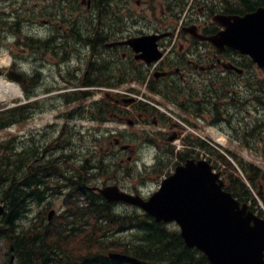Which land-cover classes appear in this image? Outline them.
<instances>
[{"label": "trees", "instance_id": "16d2710c", "mask_svg": "<svg viewBox=\"0 0 264 264\" xmlns=\"http://www.w3.org/2000/svg\"><path fill=\"white\" fill-rule=\"evenodd\" d=\"M212 2L226 13H244L264 5V0ZM98 62L94 63L90 72V75L98 78L85 82L87 85L107 84L111 80L112 74L107 63ZM117 82L119 84L121 80ZM258 87L262 93L258 94L259 102L264 103V77L259 78ZM92 93L90 90H73L62 94V97L65 102L82 101ZM200 102L182 106L185 110L191 108L200 112ZM118 105L115 97L112 99L103 96L89 106V112L100 121L122 119L125 116L124 109ZM33 106L34 104L31 108ZM129 106L131 115L137 109L149 107L143 102L130 103ZM29 110V104L0 110V129L24 122L29 117ZM14 141L12 136L0 142V240L5 243L10 264L11 261L13 264H128L109 259L107 253L111 250L133 255L150 264H210L202 252L184 244L177 229L157 222L150 215L136 209L119 211L116 209L117 204L105 201L101 195L88 188L94 178L108 174L112 161L87 155L78 164H75V160L73 166H66L62 155L51 157V152L48 160L37 161L39 158H34L39 155L36 143L39 141L30 137L19 151L15 150ZM51 142L52 139L46 144ZM44 149L46 151V146ZM176 155L180 160H185L200 154L195 150L185 149ZM232 157L245 172L250 185L255 187L257 170L250 163L234 155ZM219 158L229 165L228 172L222 171L225 176L224 187L234 197L247 202L244 197L250 198L249 187L240 179L234 165L225 156L220 155ZM59 178L68 181L66 188L58 182ZM50 183H53L51 191L64 195L66 210L59 217L61 224L45 221L44 217H35V221L30 219L28 225L20 222L28 216L32 202H43ZM123 231L128 232L127 237H111Z\"/></svg>", "mask_w": 264, "mask_h": 264}, {"label": "rangeland", "instance_id": "374dc122", "mask_svg": "<svg viewBox=\"0 0 264 264\" xmlns=\"http://www.w3.org/2000/svg\"><path fill=\"white\" fill-rule=\"evenodd\" d=\"M121 0H118V2ZM42 5V3H40ZM126 4H128V8H130L131 13L134 15L135 19H140V13L143 11V13H146V16L150 17L151 12L147 11V8L149 6L146 5L144 7L143 4L137 3L135 0H129ZM154 5L157 7L155 10L156 16L160 17L162 20V25L171 26L175 25L177 21L174 23L172 22L173 18L168 15V11L165 9L164 13L168 15V21L166 18L162 17L161 8L162 5H159L158 2L154 3ZM75 8L77 7L76 11L81 12L83 19L87 20L88 16L85 14L86 8H84V5L80 3V0H76L74 4ZM73 6V8H74ZM214 8V7H212ZM35 9V8H34ZM36 10V9H35ZM71 11H75V9H72ZM129 11V10H128ZM55 17H58L57 10L54 12ZM184 13V12H183ZM215 12H210V16ZM197 16L198 14L195 13ZM183 15V14H182ZM200 16H203L207 19L209 23H211V17L207 14H200ZM171 18V19H170ZM182 18V17H181ZM84 20V21H85ZM179 23V21H178ZM212 24V23H211ZM177 26H175L176 28ZM213 25V24H212ZM136 25H134L135 27ZM180 32H178V37L175 39L174 37H171V40L169 41L166 48H169L173 41L175 42L173 45V48H177V43L179 41H182V37L180 35ZM62 35H64L63 29H61ZM165 48V50H166ZM0 58L4 55L14 56L15 54L21 57H25V60H27V54L25 53H4L5 51H0ZM78 54L80 58L83 60V64L86 61V54L87 53H75L72 54L74 57ZM83 54V57H82ZM105 55L112 56L111 53H105ZM113 57H115L113 55ZM120 56L118 55V60ZM54 59V56L52 54H38L36 53L35 61L36 66L39 64L43 65L46 63H50ZM76 59V57H75ZM28 61V60H27ZM73 61V60H72ZM102 61V60H100ZM120 61V67L121 69V77L123 80H125L127 69L134 68L135 65H137L134 60H119ZM74 65V64H73ZM40 70H42V79H45L48 82V85L51 87H56V89L63 88V78L62 76H66L64 72H58L55 66L50 67H39ZM83 70V69H82ZM76 72L78 75V79H81L83 71ZM259 69L253 65L250 72L254 74L255 76L260 77L261 72ZM111 74H114L113 71L110 72ZM131 73H128L127 76H131ZM221 75L223 74V71L221 72ZM220 75L218 76L219 80H214V83L221 84L222 81L226 83L227 85V78L229 76L223 78ZM3 77V76H2ZM6 80H9V78L3 77ZM92 78V76H90ZM256 78V77H255ZM174 79L176 80V88L177 85L180 83L182 86H185L187 88L191 87L192 90H196L199 92L200 96H203V90H204V84L207 83L202 80V77H196V80H179L178 76L175 75ZM159 84V82H157ZM163 83H167L164 81ZM251 83V82H250ZM225 85V86H226ZM130 86L129 82L126 84L124 82L121 83L120 88L118 91L123 92L124 88H128ZM134 91H138V93H141V88L136 85L133 87ZM186 89V88H185ZM220 90L225 92V94L221 95L219 100L216 102L222 104L223 112H224V118L222 122L214 124H209L208 121L211 119L210 117H207V119L204 118V115L198 114V115H190V111L187 113V111L184 112V110L179 109L175 104H171L173 108V114L176 118L181 119L184 123L189 125L192 129H186V127L183 126L182 129H179L175 125L172 124L173 118L169 117V112L167 111V115L163 112L164 115L161 117V123L159 114L157 113L156 120H158V123L153 122V116H143L142 119L139 117L136 118L132 115H130L131 108L129 105H126L122 103L120 100L117 101L119 104L118 106H125L123 119H119V121H108L105 123H99V122H91L88 120H70L67 122L64 118H60V113H63L64 111H69V109L72 107V105L62 104L58 100V96L52 97L53 95H50V97H45L46 99H40L39 104L42 106V110L40 112H36L35 115H33L27 123L23 124L19 129L18 132L15 133L14 128H11L9 130H6L0 135L1 139H7L9 137L10 132H13L14 135L17 136V147L20 148L23 141V139H26L30 137L31 135H34V139H39L37 141L42 142L46 141L48 139H52V142L54 145L58 146L60 144L66 143V150L65 151H71V155L74 158L69 159V157L66 160V166H73L74 161L75 163H79L80 160L84 156H92L96 159L99 158H105L104 161H112L113 163H110L111 166L108 170V174H101L99 177L94 178V180L90 183V186H100V185H106V184H117L121 188L130 191L135 192V189H137V186L141 189V191L147 196L149 193L153 192L157 186V183L159 182L158 178H160V175H163L164 173H170L172 169H174V165L179 161L178 157L175 156H169L168 153L171 149V147L175 148L177 143L173 141L172 138L169 141L167 138L171 135V133H179L182 131V134H184L186 137H198L199 141H202V137H206L213 145H211L214 149L210 148H203L202 146L195 147L192 146V149H196L200 155L205 156L207 161L214 165L219 170H225L228 172L229 165L224 163L221 158L217 155H223L225 156L232 164H234L233 155L235 157H238L239 159H242L243 161L247 162H253L256 165H260V167L264 170V162L260 158V155L264 157V131H257V133L251 132L249 130L250 127L254 125L256 122V119L259 120V122L264 121V106H261L260 104H257L256 101H253V93L251 92V89H248L246 86L245 88L241 83H237L236 85L230 84L227 85V89L224 90L223 88H220ZM234 90L238 91V96L244 98L243 100L247 99L250 101H246V106L243 108L242 116H240L239 112H236L234 109V101H229L230 95L234 93ZM59 93V91H58ZM103 92L99 93L97 95L96 99H99L101 97V94ZM120 93V92H118ZM192 94L189 93V90L186 89V94L180 96L177 98V101L181 104L187 105L188 101L187 95ZM121 94L114 93V97L116 99H119ZM196 99H200L197 97ZM17 99H11L10 101L0 103L4 106L7 104H11L15 102ZM91 100H94L92 98L87 99L84 102V105L89 103ZM255 100V99H254ZM226 101V102H225ZM196 102V101H194ZM205 102V101H204ZM203 105H205L202 102ZM59 106V107H57ZM137 106V105H136ZM53 107V109H51ZM161 107L164 108L163 103L161 104ZM85 114H87L86 106H84ZM137 109V108H134ZM249 113V115L245 114V112ZM160 112V111H159ZM194 113V112H193ZM239 113V114H238ZM84 114V115H85ZM231 114V115H228ZM236 114V115H235ZM128 117H131L129 119H133L134 123H128L126 119ZM246 119L245 122H243ZM175 120V119H174ZM186 120V121H185ZM138 121V122H137ZM178 121V120H177ZM239 121L245 125L244 131H234L232 130L233 125H238ZM67 123V128L60 132V127L63 124ZM182 123V122H179ZM84 132V135H80L78 131ZM111 129V130H107ZM195 130V132H194ZM113 132L114 134H112ZM157 134V135H156ZM247 134V136L245 135ZM118 137L121 139V143H128L130 144L131 150L128 149V151H121L118 146H115L113 144L114 138ZM248 138L249 143L253 145H257L256 148L250 149V147H246L244 142L245 138ZM223 138V139H222ZM57 139L56 141H54ZM222 139V143L220 140ZM65 141V142H64ZM204 141V140H203ZM219 141V142H218ZM38 143V142H36ZM180 144V142L178 143ZM208 144V143H207ZM210 145V144H209ZM208 147V146H206ZM200 150V151H198ZM73 151H75L73 153ZM59 150L57 149L56 153H58ZM67 152H65V156L67 155ZM225 153H228V156L225 155ZM198 155L197 159H201L202 157ZM131 157V159L129 158ZM69 159V160H68ZM159 161V162H158ZM234 162V163H233ZM146 163V164H145ZM237 166V163H235ZM118 166V167H116ZM235 167V166H234ZM113 168V170H112ZM115 168V169H114ZM235 172H238V175L244 179L242 176V173L239 171V167H235ZM58 182L65 185L64 187H67L68 181L66 179L59 178ZM53 183H50V186L48 187V192L52 190ZM67 191V189H66ZM251 194L254 197L256 193V190L252 189ZM82 200V199H80ZM47 204V203H46ZM48 207L49 209L52 208L55 210L56 215L53 218V221L57 224H61V220H59V217L64 210V195L59 192L56 194H53L50 196V199L48 201ZM258 207V204H256ZM45 205L42 206H34V214L40 218V217H46L47 211L43 212ZM36 208V210L34 209ZM134 207H131L129 205H118L116 206V209L119 211L122 210H131ZM31 214V215H34ZM45 221L46 218L44 219ZM29 221L28 218L22 219L20 222L25 223ZM55 227V226H54ZM169 227L174 229L177 226L175 224H170ZM122 233V232H119ZM112 234V233H108ZM123 235V237H122ZM128 236L127 231H123V234H115L111 235L112 238H124ZM6 246L5 243L0 240V264H10L9 256L6 255ZM5 253V254H4Z\"/></svg>", "mask_w": 264, "mask_h": 264}, {"label": "flooded vegetation", "instance_id": "af4514ba", "mask_svg": "<svg viewBox=\"0 0 264 264\" xmlns=\"http://www.w3.org/2000/svg\"><path fill=\"white\" fill-rule=\"evenodd\" d=\"M75 1L0 0V51L4 50V53H17L16 51H18L19 53H28L27 57L29 56L27 61L25 60L26 56L21 57L15 54L12 56L11 64L5 72L11 71V74L17 77L29 92L40 91L41 89H56V87H50L48 83H43L42 87L39 88L40 90L31 89L33 85L31 83L39 82L41 78L40 73L36 72V53L52 54L54 59L50 63H46L47 66L50 67L51 63H54L57 59L56 69L58 72L62 71L66 74L63 77L61 73L64 85L76 87L80 83L95 81L94 79L98 78L90 75V72L94 63H99L98 61L100 60L105 61L107 67L113 65V55L117 60L119 55V60L133 59L138 61L135 60L136 52L130 45L116 42L124 41L138 33H155L162 35L158 39L160 47H166L169 43L172 25H167V28L164 29L161 18L156 15L153 16L154 20L135 18L132 20L129 17L131 14L130 8L127 9L128 4H126L129 0H121L119 2L118 0H80V3L86 8L84 12L88 16L87 20L83 19L81 12L76 11L78 8L74 6ZM135 1L143 5L150 4L149 0ZM173 1L175 0H170V4ZM207 5L208 3L200 8V14L209 16V12L206 11ZM72 9H75V11H71ZM56 10L58 17H55L54 12ZM150 10L152 11V8ZM142 13L143 11H141L140 15ZM200 14L197 18L192 19V24L196 26L197 32L203 36L214 33L217 30V26L213 24L212 28V24ZM134 25L136 26L133 27ZM61 29H63L64 35L59 33ZM182 32H180V35L183 40L177 43V48H173L175 42L169 48H166L162 63L153 74L154 79H157V81H163L164 79L166 82H170L177 75L179 80H190L195 78L192 72L200 71L199 75L207 83L206 85L204 84L202 96V101L205 104L203 105L202 115H204L205 119L207 117L211 118L208 121L209 124L216 125L222 122L225 117L221 102L218 103L216 101L217 98L225 94V92L222 93L220 88L226 90L227 87L224 81L221 84L218 83L216 87L214 80H219L218 76L220 77L222 71L223 74L227 72L225 69H227L228 64L241 67L245 72L250 71L253 65L248 57L240 53H225L228 50L227 48L218 50L209 41L200 40L187 32ZM75 53H87L84 64L78 54L75 59L72 55ZM105 53H111L112 56L105 55ZM81 70L83 74L81 79H78L76 72ZM228 71L232 75V71ZM236 74L237 77L233 78L234 84L241 83L243 85L244 82L240 81L239 77L241 76L240 72ZM88 75L92 76V78L88 77ZM245 84L248 85V83ZM251 92L253 93L252 100L264 106V103L259 102L258 94L262 93L259 92L258 81L252 82ZM243 99L242 95L236 98L232 94L227 99L231 102L234 101V109L240 113V116H242V110L246 106L245 102L249 101L248 98ZM245 114L249 115L247 110ZM139 118L142 119V114H139ZM243 120V122L246 121V119ZM153 122L158 123V120L154 117ZM232 130L237 132L238 130L239 132L244 131L245 125L239 121L238 125L232 126ZM249 130L254 133H257V131L263 132L264 121L259 122L256 119V122ZM245 135L247 136V134ZM207 143L206 146L208 147L205 146V148L214 149L211 146L213 145L211 142ZM244 144L250 149L257 147V145L249 143L247 137ZM260 158L264 157L260 155ZM251 165L257 170L255 180L259 182V165ZM260 193L264 195V189H261Z\"/></svg>", "mask_w": 264, "mask_h": 264}, {"label": "water", "instance_id": "95a60500", "mask_svg": "<svg viewBox=\"0 0 264 264\" xmlns=\"http://www.w3.org/2000/svg\"><path fill=\"white\" fill-rule=\"evenodd\" d=\"M217 20L224 28L208 39L219 47L228 45L246 53L264 66V6L244 15H222ZM157 38L139 36L125 42L142 51L137 57L149 63L161 55ZM222 185L206 160L191 158L178 165L147 200L116 185H107L99 192L110 201L138 205L157 221L175 220L186 245L201 250L210 264H264V219L247 210V205L240 204ZM109 256L145 264L126 254L111 252Z\"/></svg>", "mask_w": 264, "mask_h": 264}, {"label": "bare ground", "instance_id": "6f19581e", "mask_svg": "<svg viewBox=\"0 0 264 264\" xmlns=\"http://www.w3.org/2000/svg\"><path fill=\"white\" fill-rule=\"evenodd\" d=\"M7 61L8 58L0 59V63L1 62L6 63ZM20 95H21V91L17 84L0 78V103L10 101L12 98ZM222 139L220 140V142L222 141Z\"/></svg>", "mask_w": 264, "mask_h": 264}]
</instances>
